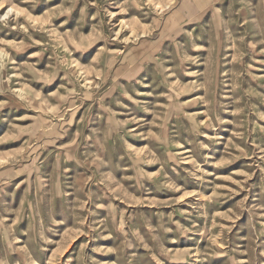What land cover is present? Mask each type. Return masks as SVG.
Returning a JSON list of instances; mask_svg holds the SVG:
<instances>
[{
  "label": "rangeland",
  "instance_id": "1",
  "mask_svg": "<svg viewBox=\"0 0 264 264\" xmlns=\"http://www.w3.org/2000/svg\"><path fill=\"white\" fill-rule=\"evenodd\" d=\"M0 264H264V0H0Z\"/></svg>",
  "mask_w": 264,
  "mask_h": 264
}]
</instances>
